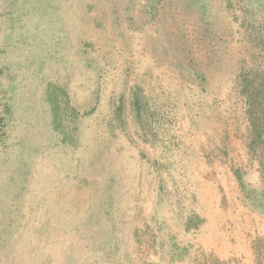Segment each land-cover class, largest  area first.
Returning <instances> with one entry per match:
<instances>
[{
	"label": "rangeland",
	"instance_id": "374dc122",
	"mask_svg": "<svg viewBox=\"0 0 264 264\" xmlns=\"http://www.w3.org/2000/svg\"><path fill=\"white\" fill-rule=\"evenodd\" d=\"M205 1L212 34L186 0H0V264H264V214L232 171L261 185L236 80L264 50L237 0ZM136 85L163 142L142 137Z\"/></svg>",
	"mask_w": 264,
	"mask_h": 264
},
{
	"label": "trees",
	"instance_id": "16d2710c",
	"mask_svg": "<svg viewBox=\"0 0 264 264\" xmlns=\"http://www.w3.org/2000/svg\"><path fill=\"white\" fill-rule=\"evenodd\" d=\"M191 5L201 9L203 30L212 34L214 20L207 9L205 0H186ZM238 8L243 16L242 26L247 30L252 42L264 50V0H237ZM148 11L153 18L156 10L154 4H148ZM199 84L205 77L197 73ZM239 94L244 100L245 114L249 126L247 151L250 158L257 162L261 185L254 186L246 179V171L233 166L232 171L247 203L264 214V66L251 65L243 67L236 80ZM131 112L138 125L145 142L155 145L156 142L166 140L167 131L161 122L162 113L150 101L142 86L136 85L131 90ZM94 108L91 109L93 112ZM54 121L62 126V115L59 105L53 106ZM6 117L0 116V137L5 133ZM157 162V161H156ZM203 219L198 215H191L185 223L190 231L200 226ZM168 247L170 260L184 261L190 256L189 245H182L171 239ZM197 264H224L218 257H206Z\"/></svg>",
	"mask_w": 264,
	"mask_h": 264
}]
</instances>
